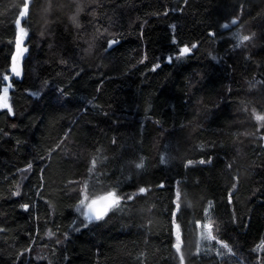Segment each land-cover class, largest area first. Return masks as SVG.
Instances as JSON below:
<instances>
[{
	"label": "trees",
	"instance_id": "obj_1",
	"mask_svg": "<svg viewBox=\"0 0 264 264\" xmlns=\"http://www.w3.org/2000/svg\"><path fill=\"white\" fill-rule=\"evenodd\" d=\"M25 5L15 114L0 110V264H264V180L251 173L264 147L245 141L238 157L232 106L213 109L226 91L264 94L263 37L241 56L229 38L232 20L260 34L264 0H0V77ZM80 178L132 199L72 232ZM208 205L226 255L199 241ZM47 229L71 234L61 246Z\"/></svg>",
	"mask_w": 264,
	"mask_h": 264
},
{
	"label": "rangeland",
	"instance_id": "obj_2",
	"mask_svg": "<svg viewBox=\"0 0 264 264\" xmlns=\"http://www.w3.org/2000/svg\"><path fill=\"white\" fill-rule=\"evenodd\" d=\"M27 15H28V11L25 13V16L23 18H21L20 16L17 18V19H21V25L20 26L25 28V30L27 32V36L21 37L20 32H19V28L17 27V34H18L17 35V39L19 38L21 40V43H20V47H19V40H16V42H15V53H14V56H13V59H15V66L18 68V70H20L21 75L19 77H16L12 73V71H11V69L13 67V59H12V66H11V69H10V73L9 74H5V75H8L10 77V80L8 82H5L3 86H5V84H7V83H11V80L13 78L20 79L23 76V62H24V59L26 58V56L29 53V47L26 45V41H27V39L29 37V33H28L26 27L24 26V23H23L24 20L26 19ZM104 20H105L106 23H109L110 25L112 23H114V21L108 20L107 18H104ZM262 22H264V21H260V23H254V22L251 21V24H254V25L257 26L256 30L260 34H258V33L256 34V32L252 31V29H249V27L247 25L246 26L240 25V24H238V22H236L233 25L234 28H233L232 32H230V34H229V38L233 41L230 44V50L232 52L236 53L238 56H241L240 53L246 49L248 44H251V43H254V42L258 41V38H260V37H263L262 40L264 41V24H262ZM171 27H172L171 28L172 32H175L177 30L175 24H172ZM237 33H239L240 35H248L250 37V39L248 41H245L242 45L237 46V39H236ZM113 44H111V46ZM196 47H197V45H196ZM196 47L193 48V49H196ZM258 47L260 48L261 46L258 45ZM24 48H26L27 51H21ZM166 57L167 56H165V58ZM260 83L261 82L259 80H253V81H251V83L249 85L251 86L250 88L252 89V88L257 87L258 85L260 86L262 84V83L261 84ZM12 88H13V86H12ZM11 89H10V91H11ZM10 91H9V94H8V104L10 105V108H11L10 112L12 114H15L13 106L10 103ZM0 95H2V91H1ZM255 95L257 96V98H259L261 100L259 101L257 98L255 99L254 98V97H256ZM241 100H244V101L241 102ZM200 102L202 104L206 105L204 100H201ZM239 104H240V107H239ZM220 105L232 106L231 111H232V114L235 117V119H234L235 124H234L232 130H233L234 133H237L240 136V138L238 140V144H237V149H238L237 155H238V157L242 158L243 155H244V153L242 151V147H243L242 145H243V143L245 141H246L245 144L248 146V145H251V144H249V141H251V143H252V141H255V139H259V140H261L262 147H264V120L258 121L256 119L257 116H260V117L264 118V94H261V95L248 94V96H246L244 94L243 96L239 95V96H235L234 98H232L230 96L229 92L226 91V96L224 98H222L221 100L217 101V104H216V101L214 102L213 109H218ZM241 106H243V108H241ZM1 109H6V108H0V110ZM238 124H240V127H237ZM162 138H163V136H162ZM254 161H256V158L254 159ZM263 163H264V159H263ZM95 166H96V163L93 160H91L89 162V164H88V171H89L90 174L93 171V169L95 168ZM254 171L255 170H252L251 173L256 175V177H255L256 181L262 182L264 180V173L258 172V171L254 172ZM28 173H29L28 168L23 169L21 171V177H20L21 178L20 179L21 183H20V186L23 184V182L28 177L27 176ZM80 179H81V181H78V182L74 183V187L80 191L81 196H80V200L78 201V203L76 204V206L74 208L75 219H74V222H73V226L71 228L72 232L73 231L77 232L81 228L90 227L93 223H96V221H98L96 219L92 220V222L85 221L83 216L81 215L80 211L77 210L78 206L81 203V200H84L86 195L89 198L87 201H85L86 203L90 202V200L95 198L96 196H99V195H94L90 191L88 182H85L83 178H80ZM253 190L255 192H258L259 191V187L255 185ZM101 195H105V194H101ZM206 213H207V215H206L207 220L205 221V223L203 225L208 224L209 222H211L212 225H213L214 235L216 236L217 232L219 231L218 229L220 228V220H219V218L216 215L211 213V205H208V207L206 208ZM209 217L211 218V221H209ZM101 220H102V218L100 219V221ZM70 234L71 233L68 232V233H63V234L58 236L51 229H47V233L45 235V238H50L52 240H55L58 245L63 246L65 244V242L67 241V239L69 238ZM206 234H207L206 229L204 227H201L200 228V232H199V241H200L201 244H203V249L209 248V246L213 242H215V240L211 241V242L206 240L204 238L206 236ZM176 243L177 244L180 243L179 239L176 240ZM222 245H225V244L224 243H217V245H214L215 253L218 252V253H222V255H226L229 252L230 249H228V247H223Z\"/></svg>",
	"mask_w": 264,
	"mask_h": 264
},
{
	"label": "snow or ice",
	"instance_id": "obj_3",
	"mask_svg": "<svg viewBox=\"0 0 264 264\" xmlns=\"http://www.w3.org/2000/svg\"><path fill=\"white\" fill-rule=\"evenodd\" d=\"M27 11H28V7H27V5H25L24 9L19 13V16L21 18H23ZM73 21H74V23L76 22L75 17H73ZM235 23H236V20L231 21V24H235ZM16 25L19 28V32H20L21 37L27 36V32H26L25 28L20 26L21 25V19H17ZM77 26H79V25L77 24ZM223 27L227 29L230 27V24L225 23L223 25ZM236 39H237V46H240L245 41H248L250 39V37L248 35H240L239 33H237ZM17 40H19V47H20L21 40L19 38ZM115 42L116 41H109V46H111V44H113ZM195 47H196L195 44L191 45V48L188 46L180 47L178 49V55H176L175 57H170L169 62H171L172 59H179L180 57H183L185 55L190 54L191 49L195 48ZM21 51H27V49L24 48ZM157 67H159V65H157ZM11 71L16 77H19L21 75L20 70H18V68L15 66V59H13V67H12ZM9 80H10V77L8 75H4L3 77H0V84H4L5 82H8ZM11 88H12L11 83L5 84V86H3V88H2V95H0V108H6L9 111H11V108H10V105L8 104V94H9V91ZM256 119L258 121L264 120V118H262L260 116H257ZM204 162L205 161H203V160L200 161L201 164H203ZM189 163H191V162H189ZM30 167H31V165H29V168ZM136 167L142 168L143 164L142 163L137 164ZM139 191L141 193H143L146 191V189L140 188ZM88 199L89 198L86 195L84 200H81V203L78 206L77 210L80 211V213L83 216L85 221L92 222L93 219L99 220V219L103 218V216L107 215V212L109 211V209L114 207V206H118L122 199H132V197L131 196L122 197V196L118 195L115 190H113V191L107 192L105 195L96 196L95 198L91 199L90 202L86 203L85 201H87ZM101 202H104L103 206H99V205H101ZM209 221H211L210 217H209ZM203 227L206 229V232H207L206 236L204 237L206 240H208L209 242L215 240L217 243H222L214 235L213 225L211 222L203 225ZM222 246L227 247L226 245H222ZM258 248L260 250H264V244L258 246ZM177 250L179 251V248ZM181 261H183V257H181Z\"/></svg>",
	"mask_w": 264,
	"mask_h": 264
},
{
	"label": "water",
	"instance_id": "obj_4",
	"mask_svg": "<svg viewBox=\"0 0 264 264\" xmlns=\"http://www.w3.org/2000/svg\"><path fill=\"white\" fill-rule=\"evenodd\" d=\"M103 203H104V202H101V205H99V206H103ZM111 209H112V208L109 209V211L107 212V214L110 212ZM105 216H106V215H105ZM105 216H103V217H105ZM93 220H95V219H93Z\"/></svg>",
	"mask_w": 264,
	"mask_h": 264
},
{
	"label": "bare ground",
	"instance_id": "obj_5",
	"mask_svg": "<svg viewBox=\"0 0 264 264\" xmlns=\"http://www.w3.org/2000/svg\"><path fill=\"white\" fill-rule=\"evenodd\" d=\"M25 21V20H24ZM24 23V22H23ZM25 26V25H24Z\"/></svg>",
	"mask_w": 264,
	"mask_h": 264
}]
</instances>
